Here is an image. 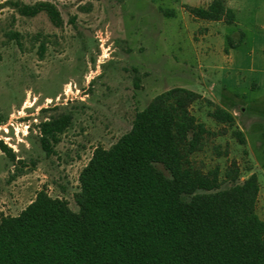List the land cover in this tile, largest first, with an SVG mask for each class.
<instances>
[{
  "label": "rangeland",
  "instance_id": "rangeland-1",
  "mask_svg": "<svg viewBox=\"0 0 264 264\" xmlns=\"http://www.w3.org/2000/svg\"><path fill=\"white\" fill-rule=\"evenodd\" d=\"M212 1L0 0V141L14 155L11 160L0 151V218L17 216L40 190L78 212V177L93 151L115 144L156 95L189 89L203 74L211 75L200 67L206 59L192 45L185 21L188 7L204 8ZM16 2L50 3L61 25L44 12L19 15ZM242 2L256 8L257 32L264 34V0ZM166 12L175 16L165 17ZM247 102V113L237 109L236 115L246 146L228 125H215L208 116L213 106L204 99L194 103L191 113L214 135L192 161L204 173L218 169L220 189L232 185L226 177L232 164L236 183L255 174V210L264 222V94L253 93ZM64 114L70 124L46 155L38 126Z\"/></svg>",
  "mask_w": 264,
  "mask_h": 264
},
{
  "label": "trees",
  "instance_id": "trees-1",
  "mask_svg": "<svg viewBox=\"0 0 264 264\" xmlns=\"http://www.w3.org/2000/svg\"><path fill=\"white\" fill-rule=\"evenodd\" d=\"M12 6L21 16L44 12L61 25L50 3ZM188 11L203 20H232L222 0ZM200 99L185 88L168 89L135 115L130 130L109 149L97 147L78 177V212L40 190L17 216H2L0 264H264L257 176L236 183L232 164L226 172L232 185L220 189L218 169L204 173L192 161L214 135L191 113ZM209 116L234 124L219 106ZM69 124L66 114L39 124L46 155ZM231 135L245 143L240 131ZM0 151L14 160L2 141Z\"/></svg>",
  "mask_w": 264,
  "mask_h": 264
},
{
  "label": "crops",
  "instance_id": "crops-1",
  "mask_svg": "<svg viewBox=\"0 0 264 264\" xmlns=\"http://www.w3.org/2000/svg\"><path fill=\"white\" fill-rule=\"evenodd\" d=\"M222 1L224 8L232 15L231 21L224 17L218 21L203 20L190 13H186V21L183 18L187 26L191 25L192 45L199 46L206 59L207 65L200 67L210 69L211 72V75L205 73L201 76L203 81L195 80L196 84L185 89L197 93L201 99L208 100L213 106H219L228 112L234 119L233 126L228 127L243 134L245 143L242 145L246 146V133L236 115L237 109L241 113H247L251 106V102H247L251 94H264V34L257 32L259 19L256 8L245 6L242 0ZM174 16L173 13L172 17ZM198 121L205 123L203 119ZM213 122L216 126H225L214 120Z\"/></svg>",
  "mask_w": 264,
  "mask_h": 264
},
{
  "label": "bare ground",
  "instance_id": "bare-ground-1",
  "mask_svg": "<svg viewBox=\"0 0 264 264\" xmlns=\"http://www.w3.org/2000/svg\"><path fill=\"white\" fill-rule=\"evenodd\" d=\"M67 91H70V88H69V86H68V90ZM27 104V103H26ZM26 104H25V106H26Z\"/></svg>",
  "mask_w": 264,
  "mask_h": 264
}]
</instances>
